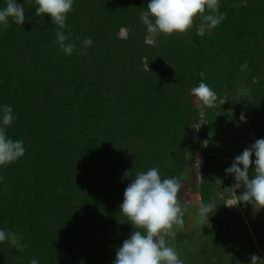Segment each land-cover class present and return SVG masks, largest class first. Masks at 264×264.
Wrapping results in <instances>:
<instances>
[{"label":"trees","instance_id":"obj_1","mask_svg":"<svg viewBox=\"0 0 264 264\" xmlns=\"http://www.w3.org/2000/svg\"><path fill=\"white\" fill-rule=\"evenodd\" d=\"M19 2L24 23L10 19L0 29V105L14 108L7 132L27 151L0 168V228L27 246L0 243V264L34 257L41 264H113L136 230L119 208L130 182L126 170L158 167L162 177L179 178L183 203L192 150L200 201L207 203L224 187L226 158L264 137V0H219L224 18L217 26L198 14L186 32L171 35L146 30L140 17L147 0H75L64 29L66 43L77 44L70 56L56 43L50 14L37 16L35 0ZM86 37L93 44L85 49ZM239 80L250 96V118L232 154L231 147L220 149L234 107L229 91ZM201 81L217 93L214 107L201 108L192 94ZM250 204L243 203V213L224 201L217 206L211 243L218 253L236 241L230 227L249 232ZM174 230L169 245L187 251L186 236ZM190 255L184 252V264L192 263Z\"/></svg>","mask_w":264,"mask_h":264},{"label":"clouds","instance_id":"obj_2","mask_svg":"<svg viewBox=\"0 0 264 264\" xmlns=\"http://www.w3.org/2000/svg\"><path fill=\"white\" fill-rule=\"evenodd\" d=\"M74 3L75 0H35V14H50L51 21L58 26L56 43L67 56L77 50V44L66 43L69 34L64 31L69 27L68 14L74 10ZM206 10L211 11L204 15ZM218 13L219 0H147V10L142 13L140 19L148 32L171 35L186 32L198 14L215 27L224 18ZM10 19L19 25L25 21V8L19 0H6V5L0 7V29L8 28ZM92 44L91 37H86L83 41L85 49ZM81 54L84 52L81 51ZM246 67V64L242 65V68ZM191 92L199 98L201 108L216 105L217 93L206 82L201 81ZM15 119L11 105H0V168L19 160L27 151L23 139L14 140L8 135L7 128ZM240 119L244 121L246 117L242 115ZM250 168L253 169L252 173L254 172L251 177ZM225 172L234 177L233 190L241 187L244 189L238 202L264 207V137L256 139L236 155ZM123 177L130 178V182L124 190L119 208L136 230L124 239L117 249L113 264H184L178 251L167 241V237L176 235L174 228H183L185 223L181 204L188 203L189 200L179 202L178 193L182 188L179 178L162 177L158 167L135 174L126 170ZM3 179L0 175V182H3ZM217 206L214 201L201 202L198 215L202 220H209ZM21 239L17 233L0 228V243L8 241L17 247H26L27 245L20 243ZM29 264L41 262L34 257ZM250 264H264V259L252 254Z\"/></svg>","mask_w":264,"mask_h":264},{"label":"rangeland","instance_id":"obj_3","mask_svg":"<svg viewBox=\"0 0 264 264\" xmlns=\"http://www.w3.org/2000/svg\"><path fill=\"white\" fill-rule=\"evenodd\" d=\"M200 29L203 28L200 27ZM125 34L126 30L121 29L119 35L124 36ZM147 38L152 39L151 36H148ZM229 92L232 93V104L235 108L233 107L230 110V119L223 122L224 132L221 140L222 149L220 150L226 151L228 147H231L232 154H235V150L240 145L239 139L241 135L246 132V124L250 118L249 107L251 103L247 86L244 81H237L235 87ZM242 115L246 117V120L242 121L240 119ZM193 156V151L188 150L184 162L185 174L182 175L185 176L183 182L188 189V197L186 200H189V202L183 203V205L181 204L184 210L185 223L183 228H180V230H182L184 237L186 236L185 242L187 244V251H185L184 248L182 249V244L178 250L180 258L183 257L184 252H188L189 255L191 254L190 256L192 259H194L193 261L191 257H189V260L192 262L191 264H250L252 254H259V256L264 259V207L259 208L258 205L250 204L252 221H250L247 217H244L249 227V232L246 230V232L240 233V231H237L236 227H230L228 230L231 232L227 233L229 235L232 233L231 235L235 236L236 241L232 244L224 246L219 253V249L217 250L216 247L213 246L211 240L213 236H217V229L214 223H216L218 216L222 212L215 210L209 220H202L198 215V207L201 201L196 182L197 175L193 171ZM214 161L217 160L214 159ZM225 162V168L229 167L232 163V161H228L227 158ZM251 172L252 168H250L249 175ZM234 184V177L231 174L225 173L223 180L224 187H222V190H219L221 194H219V191L215 192L214 202L216 205H219L222 201H224L226 208H229L234 212L243 213L245 211V207L243 205L244 202H238L239 198L236 194L237 189L233 190ZM228 200H231L232 203L229 204ZM229 215L231 216V214ZM254 230L257 232L261 242L256 241L257 239L255 238ZM248 233H250L254 244L250 241Z\"/></svg>","mask_w":264,"mask_h":264},{"label":"bare ground","instance_id":"obj_4","mask_svg":"<svg viewBox=\"0 0 264 264\" xmlns=\"http://www.w3.org/2000/svg\"><path fill=\"white\" fill-rule=\"evenodd\" d=\"M231 200H232V199H231ZM231 200H228V203H229V204H231V203H232V201H231ZM232 206H233V205H232Z\"/></svg>","mask_w":264,"mask_h":264}]
</instances>
